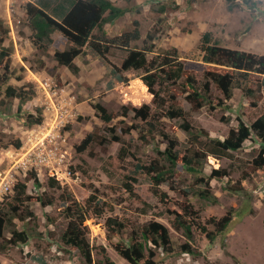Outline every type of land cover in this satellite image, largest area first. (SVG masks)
Masks as SVG:
<instances>
[{
  "label": "rangeland",
  "instance_id": "374dc122",
  "mask_svg": "<svg viewBox=\"0 0 264 264\" xmlns=\"http://www.w3.org/2000/svg\"><path fill=\"white\" fill-rule=\"evenodd\" d=\"M111 1L125 12L96 28L95 35L110 39L136 27L139 37L130 41L129 48L152 49L147 58L175 48L199 82H203L207 70L221 69L201 59L204 32H209L211 43L220 47L264 56V0H255L254 6L234 0L231 10L228 0ZM27 2L58 20L71 4L70 0H0V49L3 46L9 49L5 58L11 75L9 84L31 91V97L25 101L0 94V173L3 176L10 169L14 173L12 191L1 197L0 209L7 210L6 202L14 195L16 182L24 183L27 196L54 198L50 206L26 202L32 216L29 210H18L23 220L14 216L13 223L29 236L25 243L0 248V264H85L75 248L62 245L61 235L68 219L63 210L67 202L60 195L69 193L83 202L94 193L93 188L97 189V206L102 214L97 216L91 211L87 220L92 264L102 260L100 247H104L115 264H130L113 250L107 239L108 217L125 220L132 227L149 221L166 226L174 250L166 253L155 249L156 264H264V167L252 164L262 149L255 135L229 157L204 156L197 172L177 164L173 177L160 186L167 195V204L152 194L151 181L140 170L134 173L138 178L135 192L139 199L131 197L122 185L123 175L136 169V164L148 165L162 158L168 138L178 141L175 149L202 153L199 141L205 138L204 132L223 139L238 119L250 125L264 112V87L260 82L254 85L253 96L235 89L226 101L212 87L211 103L194 108L171 80L165 79L155 86L160 87L159 96L155 97L141 80L144 74L141 69L123 70L122 78H118L89 47L75 59L77 73L58 68L53 54L66 48L67 42L55 32L47 52L39 53L28 40L29 29L23 21ZM110 45L107 57L119 67L127 52L122 46ZM171 89L173 99L166 96ZM95 102L111 114L109 121H104L92 108L91 103ZM145 104L149 108L147 118L135 116L133 108ZM178 107L182 108V115L170 117L168 110ZM39 116L38 124H28L29 117ZM54 118L63 120L56 128H52L56 124L52 122ZM185 124L187 129L183 128ZM87 134L92 136L91 143L85 151L77 153L74 146ZM195 134L199 135L196 141ZM17 140L21 145L15 148ZM41 143L62 155L60 169H56L59 178L54 177L60 187L49 186L48 179L53 176L43 165L13 167L29 152L40 150ZM121 148L129 154L121 157ZM214 171L222 174L213 177ZM203 189H208V198L196 195ZM186 204L192 206L201 222L218 218L232 208L231 223L213 243L198 231L191 241L187 240L194 254L180 250L187 241L171 226L172 217L166 213L167 208L181 212ZM122 236L126 237L127 232ZM10 238L8 230H3L0 245Z\"/></svg>",
  "mask_w": 264,
  "mask_h": 264
},
{
  "label": "trees",
  "instance_id": "16d2710c",
  "mask_svg": "<svg viewBox=\"0 0 264 264\" xmlns=\"http://www.w3.org/2000/svg\"><path fill=\"white\" fill-rule=\"evenodd\" d=\"M243 2L249 6L255 5V0H243ZM70 3V7L60 20L33 3L24 4L23 21L29 29L28 40L39 53L47 52L53 41V33L58 32L65 38L68 46L63 50L55 51L53 54L55 66L58 68H67L73 73H77L78 66L75 59L84 54L85 48L89 47L113 74H117L118 78H122L120 72L123 70L141 69L144 73L141 80L155 97L159 96L160 90V87L155 89V86L162 84L165 79L171 80L172 84H177L178 90L185 94V98L194 108H201L211 103L212 87L220 92L225 99L223 101L229 100L235 89L242 91L246 96H253L256 90L254 85L260 82V86L264 87V56L220 47L211 43L209 32H204L201 36V59L205 63L219 66L222 70H207L204 73L203 82H199L195 74L186 68V60L178 56L175 48L164 54H156L151 58H147V53L153 52L150 48H129L130 41L139 37V31L136 27L132 31L122 32L110 39L95 35L93 31L96 28H100L105 22L113 21L125 12L124 8L115 5L111 0H70ZM228 3V9L231 10L235 5L234 0H228ZM110 44L122 46L127 52L119 67L107 57ZM8 51L9 49L4 46L0 49V94L3 93L8 99L16 97L20 101H25L31 97L29 94L31 91L25 92L23 89L9 84L11 75L8 73L9 63L5 59L9 55ZM173 91L171 89L166 96L170 95L173 99ZM160 103L161 105L164 104L162 97ZM220 104L223 105V102L221 101ZM91 106L104 121L111 119V114L106 111L102 104L95 102L91 103ZM133 112L135 116L145 119L149 114V108L145 104L140 108H133ZM167 113L170 117L180 116L182 115V108H173ZM40 121V116L27 119L28 124H38ZM183 128L187 129V124L183 125ZM253 135L260 141L262 149L258 156L253 158L252 164L257 168H262L264 167V112L250 125L238 119L236 126L231 127L223 139L210 137L204 132L205 138L199 141V145L202 146V153L198 150L182 152L180 149H175L178 141L174 138H168V144L161 152L162 158L153 160L148 165L136 164V169L123 175V188L131 197L139 199L135 192L138 178L134 173L140 170L139 172L149 177L152 194L167 204V195L160 186L173 177L177 164H183L189 171L197 172L204 156L229 157L232 151L240 150L244 142L251 139ZM194 136L193 140H198L199 135L195 134ZM91 141V134H87L78 145L74 146L75 151L82 153ZM20 145L19 140L13 144L15 148ZM127 154L129 153L126 149L121 148L119 150L121 157ZM217 172L214 171L211 176L222 174ZM48 183L51 187H60L54 177H50ZM205 184L209 186V182ZM13 188L15 189L14 195L6 202L7 210L0 209V237L5 229L11 235L6 244L0 245L2 250L9 245L25 243L28 239V233L25 230L16 229L13 223L14 216L23 220L18 210L21 208L29 210L26 202L29 203L30 201H37L43 206H50L54 198L52 195L27 196L25 195L26 187L22 182H16ZM93 190L94 193H91L83 202L76 201L69 193L60 195L63 202H67V206L63 210L68 219L61 235L62 245L65 248H75L84 258L85 264H92L91 246L87 240L89 233L87 220L91 216V211L97 216L102 214L101 207L97 206V195L95 194L97 189L93 188ZM196 195L208 198V189L200 190ZM187 196L188 192L185 193V197ZM166 213L172 217L171 226L179 231L186 241H191L194 232L198 231L204 235L209 243H213L219 234L227 230L233 219L232 208H230L218 218L210 217L207 221L201 222L195 217L190 204L183 205L181 212L170 211L167 208ZM28 214L32 216L30 210ZM105 226L107 239L113 250L130 264H156L155 249H160L166 253L174 250L167 227L158 221H149L132 227L125 220L108 217L105 220ZM123 232H127L126 237L122 236ZM188 241L180 246V250L194 254ZM100 252L102 260L95 264H115L108 257L104 247H100Z\"/></svg>",
  "mask_w": 264,
  "mask_h": 264
},
{
  "label": "built area",
  "instance_id": "2783aa9c",
  "mask_svg": "<svg viewBox=\"0 0 264 264\" xmlns=\"http://www.w3.org/2000/svg\"><path fill=\"white\" fill-rule=\"evenodd\" d=\"M62 119L54 118L52 122H56L52 128H56L62 124ZM51 143V140L48 142ZM43 144V143H41ZM42 148L35 153H28L18 161L17 164H14L13 167L25 168L27 165L39 166L43 165L50 170V175L58 179L57 170L60 169V164L62 163V155L59 154L54 148H48L46 144L41 145ZM57 169V170H56ZM11 169L6 172L3 176L0 173V199L4 197L8 192L12 191V182L14 180Z\"/></svg>",
  "mask_w": 264,
  "mask_h": 264
}]
</instances>
